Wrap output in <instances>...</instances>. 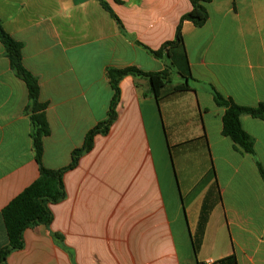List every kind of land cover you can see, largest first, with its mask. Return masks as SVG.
<instances>
[{
  "label": "crops",
  "instance_id": "1",
  "mask_svg": "<svg viewBox=\"0 0 264 264\" xmlns=\"http://www.w3.org/2000/svg\"><path fill=\"white\" fill-rule=\"evenodd\" d=\"M0 0L3 30L21 45L37 81L49 133L42 166L64 170L63 198L48 226L22 234L2 264H264V121L242 115L252 139L243 152L222 135L224 108L264 103V0H210L201 27L181 23L191 90L172 68L158 100L146 78L118 83L115 119L72 168V152L103 122L113 91L106 71L166 69L152 51L174 39L190 0ZM27 88L0 42V250L2 209L39 175ZM217 185L199 249L191 236L208 189ZM184 193V194H183ZM185 259V261L183 260Z\"/></svg>",
  "mask_w": 264,
  "mask_h": 264
},
{
  "label": "trees",
  "instance_id": "2",
  "mask_svg": "<svg viewBox=\"0 0 264 264\" xmlns=\"http://www.w3.org/2000/svg\"><path fill=\"white\" fill-rule=\"evenodd\" d=\"M115 21L118 22L104 0H96ZM210 0H190L191 10L182 16L177 26L175 37L172 41L161 46L157 51H152L156 58L165 57L169 61L166 69L157 73H143L134 67L124 69L110 68L106 71L110 87L113 91L106 119L87 132L80 149L72 152V161L68 168H72L80 155L91 149L92 139L96 134H104L115 119V107L119 98L118 83L125 76L143 77L150 84L151 93L158 100L159 92L169 83L168 69L172 68L183 80L182 83L173 86L174 93H184L191 90L189 82L192 80L187 55L185 52L181 23L190 21L195 27H201L207 20V12L204 7ZM0 42L2 43L11 69L22 80L27 88L29 105L26 112L32 125V146L34 159L38 165V178L19 195L12 199L1 211L4 221L8 244L0 250V264L4 263L7 256L23 248L22 234L32 226H48L52 220L50 205L56 204L63 198L61 176L64 170H48L42 166V139L49 133L44 115L45 105L39 101V87L36 79L24 69L21 58V45L15 42L3 30L0 22ZM213 99L217 106L224 108L222 117V135L228 137L243 152L251 154L253 148L252 139L241 129L239 118L248 115L264 121V103L257 107H241L231 101L224 100L216 92ZM219 201L217 185L214 183L206 192L199 209L196 229L191 236V243L196 253L201 244L208 216ZM202 264V263H198ZM212 264H237L234 255L219 259Z\"/></svg>",
  "mask_w": 264,
  "mask_h": 264
},
{
  "label": "rangeland",
  "instance_id": "3",
  "mask_svg": "<svg viewBox=\"0 0 264 264\" xmlns=\"http://www.w3.org/2000/svg\"><path fill=\"white\" fill-rule=\"evenodd\" d=\"M184 194V193H183ZM185 261V259H183Z\"/></svg>",
  "mask_w": 264,
  "mask_h": 264
}]
</instances>
